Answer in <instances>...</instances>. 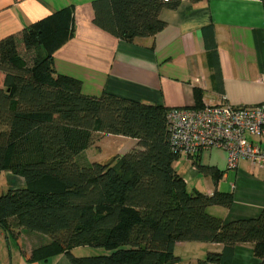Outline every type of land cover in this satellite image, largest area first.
Listing matches in <instances>:
<instances>
[{"label":"trees","instance_id":"obj_1","mask_svg":"<svg viewBox=\"0 0 264 264\" xmlns=\"http://www.w3.org/2000/svg\"><path fill=\"white\" fill-rule=\"evenodd\" d=\"M178 3L96 0L93 21L132 41L160 31L161 11ZM71 22L64 8L0 40V174L24 180L0 194V228L49 237L31 251L33 264L61 253L70 264H172L175 245L191 241L222 245L198 264H231L239 243H252L264 264V210L228 222L209 214L210 206L229 207L232 194L187 189L173 167L182 154L169 141V108L110 93L85 95L78 79L56 72L52 54L72 35ZM103 135L133 138L136 147L109 163L86 161L83 151ZM193 162L217 184L221 170ZM81 246L107 253L75 256Z\"/></svg>","mask_w":264,"mask_h":264},{"label":"crops","instance_id":"obj_2","mask_svg":"<svg viewBox=\"0 0 264 264\" xmlns=\"http://www.w3.org/2000/svg\"><path fill=\"white\" fill-rule=\"evenodd\" d=\"M94 1L0 0V40L19 36L24 28L70 8L73 33L53 51L52 63L56 72L78 79L85 95L110 93L169 109L222 101L235 106L264 103V1L179 0L177 8L161 11L165 25L160 31L132 41L120 40L94 23ZM114 136L125 142L117 156L136 147L135 139ZM252 140L264 147V139ZM87 149L82 155L91 162ZM194 158L222 171L217 184L197 169ZM173 167L189 191L232 194L229 207L214 205L207 209L224 222L256 217L264 210V167L243 159L236 168H228L226 154L220 149L185 156ZM4 173L10 189L24 186L21 177ZM9 235L0 228V264H33L27 259L31 251L49 242L46 235L21 229L12 235V247ZM90 248L76 247L72 252L75 256L107 253ZM221 250L220 243L178 242L174 247L178 261L172 264H198L208 252ZM39 264L70 262L61 253ZM231 264H261V260L254 255L252 243H239Z\"/></svg>","mask_w":264,"mask_h":264},{"label":"built area","instance_id":"obj_3","mask_svg":"<svg viewBox=\"0 0 264 264\" xmlns=\"http://www.w3.org/2000/svg\"><path fill=\"white\" fill-rule=\"evenodd\" d=\"M166 122L170 144L182 155L220 149L226 154L228 168H236L243 159L264 167V147L252 140L264 139V103L235 106L222 101L170 108Z\"/></svg>","mask_w":264,"mask_h":264},{"label":"rangeland","instance_id":"obj_4","mask_svg":"<svg viewBox=\"0 0 264 264\" xmlns=\"http://www.w3.org/2000/svg\"><path fill=\"white\" fill-rule=\"evenodd\" d=\"M124 148L125 142H123L120 138H116L114 135H105L99 137L95 141V143L86 150V155L91 162L95 161L100 163H109L114 159V157L117 156L118 153H122ZM184 157L185 155H181L174 161V163H180L181 161H183ZM10 186L11 185L9 179L5 176V173L2 172L0 174V194L5 193L10 188ZM8 241L10 246H15V241L11 234L8 236ZM184 257L186 256L184 255ZM183 262L184 261H182L181 263ZM27 264L30 263L27 262Z\"/></svg>","mask_w":264,"mask_h":264}]
</instances>
